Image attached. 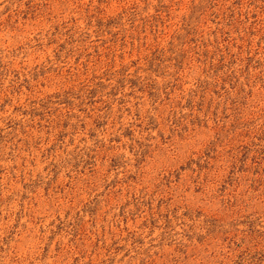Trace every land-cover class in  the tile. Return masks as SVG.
I'll return each mask as SVG.
<instances>
[{"label": "rangeland", "instance_id": "obj_1", "mask_svg": "<svg viewBox=\"0 0 264 264\" xmlns=\"http://www.w3.org/2000/svg\"><path fill=\"white\" fill-rule=\"evenodd\" d=\"M0 264H264V0H0Z\"/></svg>", "mask_w": 264, "mask_h": 264}]
</instances>
